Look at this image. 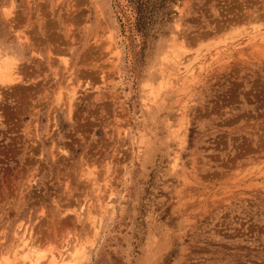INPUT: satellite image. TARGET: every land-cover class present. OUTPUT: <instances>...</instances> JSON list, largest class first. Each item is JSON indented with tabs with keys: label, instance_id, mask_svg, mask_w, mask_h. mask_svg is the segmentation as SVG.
Returning a JSON list of instances; mask_svg holds the SVG:
<instances>
[{
	"label": "rangeland",
	"instance_id": "rangeland-1",
	"mask_svg": "<svg viewBox=\"0 0 264 264\" xmlns=\"http://www.w3.org/2000/svg\"><path fill=\"white\" fill-rule=\"evenodd\" d=\"M263 31L264 0H0V256L264 264Z\"/></svg>",
	"mask_w": 264,
	"mask_h": 264
},
{
	"label": "bare ground",
	"instance_id": "bare-ground-1",
	"mask_svg": "<svg viewBox=\"0 0 264 264\" xmlns=\"http://www.w3.org/2000/svg\"><path fill=\"white\" fill-rule=\"evenodd\" d=\"M7 15H9V13ZM109 38H108L109 41H112L110 35H109ZM250 43L257 44V45L258 44L264 45V31L258 34H255L252 37V39H250ZM175 58H176V61L178 62V56ZM18 72L19 71H17L16 63L14 60H9L7 59V57L0 58V88L1 87L4 88V87L15 84L19 80ZM186 73L189 74L190 76L193 74V67L191 65L186 69ZM149 87H150V90L148 89L149 97L147 101L154 102L157 96V92L160 90L161 86H159L157 89L156 88L154 89L151 85H149ZM75 96H76L75 89H71L69 92V97H68L70 105H72L71 103L75 99ZM69 107L71 109V106ZM88 215H89V212H88ZM88 219L90 220L91 217L89 216ZM93 222H94L93 220L90 221L91 226L94 224ZM24 234H25V230L21 234H19V236L17 233L15 234L16 239L18 240L19 243L16 246H14L12 249L10 247V250L4 252L2 257L0 256L1 257L0 264H43V263L44 264H76L84 250L82 243L77 240V242L73 244L71 248L65 249L66 251L64 253L66 254L57 252L58 255H55L51 253L50 251V254L47 255L46 251L39 249L38 246H35L36 244L34 245V243L31 242V239L33 237L29 239L28 237H24Z\"/></svg>",
	"mask_w": 264,
	"mask_h": 264
}]
</instances>
